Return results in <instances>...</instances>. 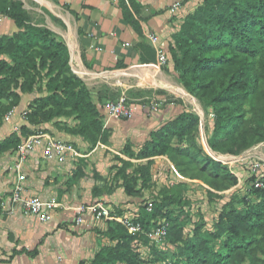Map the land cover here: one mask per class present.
Masks as SVG:
<instances>
[{"label":"trees","instance_id":"16d2710c","mask_svg":"<svg viewBox=\"0 0 264 264\" xmlns=\"http://www.w3.org/2000/svg\"><path fill=\"white\" fill-rule=\"evenodd\" d=\"M131 7L129 13L125 6V13L143 33L141 23L132 14L138 9L133 3ZM7 8L18 30L0 35V120L18 104L20 91L38 89L47 93L29 104L26 116L31 123L74 116L78 119L76 127L58 125L83 135L92 144L106 142L108 132L103 127L102 113L90 88L74 72L67 43L52 29L35 24L23 1L0 0V13ZM173 42L174 68L183 88L212 111L210 147L235 155L264 141V0H200L173 34ZM200 125V114L185 109L152 130L137 152L126 148L135 158H148L138 163L130 176L123 170L133 162L120 159L123 166L119 173L124 174L121 184L126 192L140 195L149 185L153 179L152 157L156 155H167L182 175L202 180L215 190L237 184L239 178L227 163L210 155L199 143ZM34 131L22 125L20 133L13 132L0 141V152L16 149ZM79 173L76 168L73 177ZM257 178L264 181L263 176L254 173L249 177L246 195H234L223 204L213 230L206 229V222L194 219L187 209L192 200L185 196L183 182L165 186L153 200L152 211L146 210L145 201L137 219L147 230L157 220L167 219V236L178 246L173 258L163 264H264V187L255 185ZM208 193L213 199L222 196L211 189ZM107 220L106 234L112 243L100 248L93 263L142 264L140 236L144 233H131L115 217ZM188 223L193 228L186 234Z\"/></svg>","mask_w":264,"mask_h":264},{"label":"crops","instance_id":"0c3cea01","mask_svg":"<svg viewBox=\"0 0 264 264\" xmlns=\"http://www.w3.org/2000/svg\"><path fill=\"white\" fill-rule=\"evenodd\" d=\"M44 1L62 18L66 28L61 20H55L49 13L51 24L33 22L52 29L69 46L72 68L90 88L102 113L108 140L92 144L83 135L58 125L76 127L78 119L74 116H60L50 121L31 123L26 116L29 104L34 98L47 92L38 89L20 91V101L11 109L10 117H6L8 111L0 120V141L13 132L20 133L21 126L26 124L36 132L43 131L52 137L73 142L82 155L67 156L63 161L47 157L45 136L28 154L23 167L27 174L24 194L39 195L43 199L56 196L64 204L49 219L42 220L36 214L25 213L21 204L10 201L18 154L15 149L0 152V202L4 201L6 206L0 207V264H78L81 260H85L86 264H94L92 260L100 248L112 243L106 234L108 220L98 219L88 211L78 223L73 206L105 200L121 213L137 215L141 211L148 192L146 189L142 191V195H130L126 192L116 174L120 164L119 157L135 162L147 160L148 158L131 156L126 148L130 147L137 152L149 139L152 130L189 109L185 102L174 96V87L181 82L174 68L171 45L174 43L173 34L179 30L184 17L197 7L200 0ZM132 3L133 8L138 9L137 12L133 10L135 13L132 14L141 23L143 33L136 30L125 13V6L129 11ZM16 30L18 26L14 18L4 13L0 22V35L13 34ZM152 34L157 35L156 42L152 40ZM157 46L166 51L167 63L160 62ZM2 57L9 59L8 55ZM113 71L121 72L125 79H139L146 85L149 84L159 101L152 99L147 103L136 104L137 112L132 118L109 117L106 102L110 98L98 89L105 83L116 85L115 79H111L109 75ZM153 101L159 103V108L149 111L148 105ZM206 111L212 113L208 107ZM208 122L211 127V121ZM207 144L210 147L209 139ZM261 144L263 143L246 149L242 155L264 158V152L259 150ZM210 149L212 153L215 151L211 147ZM215 152L218 154L213 155H218V158L229 154L227 161L233 159V154ZM152 158L153 166L162 165L174 176L172 183L186 184L184 193L199 185L207 192L211 189L220 193V199L224 202L241 193V187L249 177V170L243 164L236 161L229 163L221 157V161L227 163L239 181L227 189L215 190L202 180L182 175L167 155ZM76 168L80 175L74 178ZM260 171V176L264 177V167ZM245 192L247 191L244 190L243 193ZM185 195L190 198L188 194Z\"/></svg>","mask_w":264,"mask_h":264},{"label":"rangeland","instance_id":"374dc122","mask_svg":"<svg viewBox=\"0 0 264 264\" xmlns=\"http://www.w3.org/2000/svg\"><path fill=\"white\" fill-rule=\"evenodd\" d=\"M21 1H23L24 9L28 13V15L32 21L41 22V23H45V24H48V23L51 24V18L48 15V13H49V14H52V16L55 20H57V21L61 20V23H63L65 28H66L65 23L62 21V18L57 14V12L52 10V8L49 6V4L46 1H44V0L43 1L42 0H21ZM52 7H54V6H52ZM4 13H9V9L7 8L6 12H4ZM109 75H110L111 79H115L116 85L110 86L108 83H105L104 85H102L98 89V91H101L103 94L108 95L110 99L115 100L121 94H125L128 96L129 100L135 104H139V103H143V102L147 103L149 101H152V99L159 101V97L155 96L153 93V90H152L153 88H151L152 86H149V84L146 85L142 80L125 79V76L123 74H121V72H119V71L110 72ZM179 85L183 87V85L178 82L176 86H179ZM95 88H96V86H94V89ZM174 96L177 97V99H180L183 102H185L190 110L200 114L201 125H200V130L197 133V139H198L199 143L205 148L206 152L212 153L210 147L207 144V139H209V136H210L209 134L211 133V127L208 126V123H209L208 121L211 120L212 113H210V114L207 113V111H206L207 107L205 106V103L202 102L201 100H199L198 98L194 97V96H186V95H184V94H182L176 90H175ZM197 99L199 100V102L202 106V111H200V109L196 103ZM203 108H204V110H203ZM206 122H207V124H206ZM205 124H206V126H205ZM259 143H263V144H261L262 146L259 148V150L264 152V141H261ZM213 153L218 154L215 151H213ZM213 153H212V155H213ZM240 155H242V153L235 154V155L233 154V156H232L233 159H231L229 161H227L229 154H225V156L223 155V157L225 158L224 161H226V162L231 163L233 161H236L240 164H243L244 167L249 170L248 175L250 177L251 175L254 174L253 170L251 168V165H250L252 159L241 160L242 157H240ZM213 157L219 159L218 157H216L214 155H213ZM121 158L122 157H120L119 159H121ZM122 159H124V158H122ZM126 160L132 161L131 159H126ZM145 161H147V160H145ZM145 161H143V162H145ZM132 162H133V165L128 166L127 168H125V170H123V172H126V174L128 176L132 175L134 173V171L136 172V170L138 169V167L136 165L138 163H140V162H135V161H132ZM153 164H154V162H153ZM153 164L151 165V168H150L152 170V173H153V179L149 182V185H147V187L142 188V191L146 189L148 194H147L146 198L143 200L144 202L141 205V211L137 215L131 214V216H134L136 218H138L142 215L141 213H142L143 205H144L145 201L156 199L157 197H159L162 189L165 186H170V185L175 184V182L174 183L171 182V180L175 179L174 176H172V174L166 168H163L162 165L160 167L156 166V165L153 166ZM122 166H123V162L120 161V164L118 165V169H117V176H118L119 180H121V183L124 181V176H123L124 174L122 175L119 173V169ZM160 168H161V170H159ZM162 170L163 171L165 170V172L162 173ZM257 173H258L257 175L260 176V173H262V171H259ZM249 177L245 180V184H243V186L241 187V188H243L241 190L242 192L237 193L235 195L238 198H242L246 195L247 192H245V193H243V192H244V190L248 191V189L250 187ZM246 185H247V187H246ZM245 187H246V189H245ZM185 194H188L192 200L191 207H187V209H189L191 211V213L193 214V218L199 219V220L200 219L204 220L206 222V226H205L206 229L213 230L214 222L217 219V216H218V214H219V212H220V210H221V208L225 202L223 200H221L220 198H214V199L210 198L209 193L199 185H196V186L192 187L190 190H187ZM237 201H238V199H236V202ZM146 208H147V206H146ZM173 208L174 207L171 206V209H173ZM146 210L148 212L152 211V210H148V208ZM192 228H193V224L188 223L187 227L185 229L186 234L190 233ZM143 235L140 236L143 239L142 241H144V243L141 241V247H140L141 258L143 259L142 264H163L166 261H168L169 259H172L173 258L172 256L174 255V253L177 252V249H178L177 244L173 243L168 236H166L164 239H162L161 241L158 242V241H152L149 237H148L149 239H147L145 236V233Z\"/></svg>","mask_w":264,"mask_h":264},{"label":"built area","instance_id":"2783aa9c","mask_svg":"<svg viewBox=\"0 0 264 264\" xmlns=\"http://www.w3.org/2000/svg\"><path fill=\"white\" fill-rule=\"evenodd\" d=\"M2 19L3 14L0 13V22ZM151 38L154 42H156L158 37L157 35L152 34ZM156 49L160 62L162 64L167 63L168 55L166 51L159 46H157ZM74 71L77 72L76 70ZM106 106L109 117L132 118L137 112L136 104L131 102L128 96L125 94H121L115 100L109 99L106 102ZM158 108L159 103L157 101H153L148 105L149 111H155ZM11 113L12 110L8 112L6 117L9 118ZM44 136L46 137L45 155L49 158H57L58 160L63 161L67 156L77 157L82 155V153L74 145L73 142L62 138L52 137L49 134L44 133L43 131L32 133L27 137H24L15 149L18 154V158L15 165V179L11 190L10 201L13 203L21 204L25 213L36 214L40 219L47 220L52 216V213L55 210L61 208L62 206H64V204L56 196H53L49 199H43L39 195H25L24 182L27 178V174L23 169L28 154L31 150L34 149L36 144L39 143ZM254 147L255 146H253L252 148ZM221 157L223 156H220V158ZM240 157H242L243 160L252 159L250 165L253 173L255 174H258L257 172H259L264 167V158L262 157L251 158L252 156L250 154L242 155ZM255 185L264 187V181L260 178H257L255 181ZM0 207H6L4 201L0 202ZM147 208L148 210L153 209V200L147 201ZM73 209L76 211V222L78 223L83 220L84 213L88 211L92 212L98 219H108L110 217H115L120 220L131 233H145L152 241L159 242L164 239L168 234L170 226V222L167 219H162L158 220L151 227V229L147 230L144 228L143 223L139 219L131 216V214H118L117 211L105 200H98L92 203L80 204L77 206H73Z\"/></svg>","mask_w":264,"mask_h":264},{"label":"bare ground","instance_id":"6f19581e","mask_svg":"<svg viewBox=\"0 0 264 264\" xmlns=\"http://www.w3.org/2000/svg\"><path fill=\"white\" fill-rule=\"evenodd\" d=\"M175 84V83H174ZM177 84V83H176ZM170 85V84H169ZM174 87V86H173ZM175 88V90L176 91H178V92H180V93H182V94H184V95H186V96H192L186 89H184L182 86H175L174 87ZM196 101V100H195ZM196 103H197V105H198V107H199V109H200V111H202V106H201V104H200V102H199V100L197 99V101H196Z\"/></svg>","mask_w":264,"mask_h":264}]
</instances>
